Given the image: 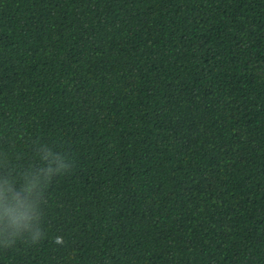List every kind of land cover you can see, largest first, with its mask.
Segmentation results:
<instances>
[{
	"label": "trees",
	"instance_id": "16d2710c",
	"mask_svg": "<svg viewBox=\"0 0 264 264\" xmlns=\"http://www.w3.org/2000/svg\"><path fill=\"white\" fill-rule=\"evenodd\" d=\"M0 264H264V0H0Z\"/></svg>",
	"mask_w": 264,
	"mask_h": 264
},
{
	"label": "clouds",
	"instance_id": "9594fccd",
	"mask_svg": "<svg viewBox=\"0 0 264 264\" xmlns=\"http://www.w3.org/2000/svg\"><path fill=\"white\" fill-rule=\"evenodd\" d=\"M18 219H19V218H13V219H12V224H13V225H17V224H18Z\"/></svg>",
	"mask_w": 264,
	"mask_h": 264
}]
</instances>
